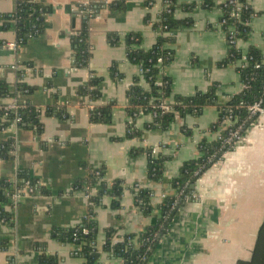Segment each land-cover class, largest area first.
<instances>
[{
    "label": "crops",
    "instance_id": "0c3cea01",
    "mask_svg": "<svg viewBox=\"0 0 264 264\" xmlns=\"http://www.w3.org/2000/svg\"><path fill=\"white\" fill-rule=\"evenodd\" d=\"M48 6L44 32L32 36L25 44L17 43L15 28L0 29V80L12 88L24 80L28 91L18 97L43 107L40 121L43 131L9 128L2 138L16 141L14 158L0 159V181L15 180L19 169H27L47 191L22 196L14 209L13 224L0 220V264L13 260L17 264H39L37 256L44 249L57 255L61 264H85L74 255L72 243L58 240L56 228L77 225L89 213L90 202L84 190H73L77 179L85 178L94 168H102L104 180L125 185L119 206L108 194L95 207L99 231L96 248L100 264H124L104 250L108 229L117 237L141 233L155 222L157 206L167 195L176 194L172 180L183 164L201 155V143L223 135L229 121L221 120L220 104L226 103L243 88L237 63L223 65L229 44L221 28L222 10L200 5L194 11L179 6L176 17L191 24L176 32L175 56L166 67L172 92L191 96L214 88L216 102L206 105L199 114L177 117L166 129H145L151 116L137 121L141 136L128 128L127 91L141 68L127 57L124 38L140 33L142 47L156 43L157 32L146 21L148 13L156 16L163 7L158 2L148 7L146 0H37ZM123 2V9L103 7L89 19L88 43L91 57L87 67L73 65V38L82 28L83 6L92 2ZM198 4L201 0H195ZM256 11L250 22L247 40L239 47L247 51L254 45L264 50V0H247ZM188 0H179V3ZM218 3V2H217ZM16 0H0V14L13 13ZM116 34L120 42L109 41ZM118 64V73L112 72ZM13 64L26 65L25 75ZM22 74V73H21ZM104 78L98 104L114 101L112 120L96 123L90 120L89 109L81 103L78 88L91 75ZM59 94L55 100L53 93ZM58 101L68 109V117L45 115L44 110ZM153 147L167 157L163 177L153 180L148 174L149 156ZM137 149H141L137 153ZM135 151V155H132ZM152 190L154 210L146 214L136 203V187ZM264 221V115L254 122L239 139L234 150L224 154L197 180L194 197L175 214L147 264H238L252 259L258 231ZM119 239V238H118Z\"/></svg>",
    "mask_w": 264,
    "mask_h": 264
},
{
    "label": "trees",
    "instance_id": "16d2710c",
    "mask_svg": "<svg viewBox=\"0 0 264 264\" xmlns=\"http://www.w3.org/2000/svg\"><path fill=\"white\" fill-rule=\"evenodd\" d=\"M146 0L147 6L151 7ZM168 8L162 7L156 15L158 20L150 13L146 16V21L151 24L157 32L156 43L150 49L142 47L140 33H130L124 38L128 59L140 65L141 72L134 79L127 91L128 114L131 117L128 128L141 136L143 130L138 127L137 121L143 116H151L150 121L144 123L145 129H166L177 117L187 114H199L202 109L209 104L216 102L214 88L208 92H197L191 96L174 94L172 92L171 78L165 75L166 67L173 61L176 42V32L183 26L191 24L189 19H179L176 17V9L181 6L185 11H194L199 5L202 8L211 9L219 6L222 10L220 24L222 30L229 40L230 27H234V42L229 44L228 55L222 62L223 65L236 62L238 71L243 83V88L234 94L226 103L220 104V121L231 116L232 124H229L227 131L214 140H204L201 143V155L194 160L188 161L181 167L179 174L172 180V185L176 194L167 195L157 206L158 213L154 223L145 228L141 233H130L122 237L115 236L113 229H108L104 250L115 257H119L124 264H147L151 254L156 249L161 238L170 228L172 220L178 209L193 198L195 184L200 176L214 163L222 159L224 154L234 150L239 139L249 129V127L260 118V114H252L249 107L257 101H262L264 106V50L254 45L249 46L247 51L239 47V41L247 40L250 35V22L256 15V11L247 0H201L198 4L195 0L179 3V0H168ZM218 2V3H217ZM16 10L13 13L0 14V29L15 28L17 32V43L25 44L30 37L42 34L46 28L48 6L37 0H16ZM103 7L110 9H123V2H92L83 6V9L90 8L86 14L82 28L73 38L74 52L73 65L77 68L87 67L91 52L88 43V23L89 19L99 13ZM109 41L119 43L120 38L116 34L108 35ZM246 58V62L242 61ZM159 58L162 59L161 64ZM115 76L121 77L118 73V64L112 67ZM22 76L23 72H19ZM104 78L91 75L84 85L78 88V95L84 105L87 101L95 104L89 109L90 120L96 123H109L112 120V109L115 104L111 101L107 105H99L102 96V82ZM28 85L24 80L12 88L6 81L0 80V98L16 97L28 91ZM55 100L59 99L57 92L53 93ZM171 99V109L164 112L159 105ZM26 107L21 114L23 121L20 128L33 129L38 133L43 131L40 116L42 110L37 106L25 101ZM45 115H53L61 118L68 117L66 105L56 101L53 105H48L44 110ZM14 113L0 117V159L11 160L14 158L16 141L13 137L2 138L9 128ZM238 129L239 137H231L230 132ZM137 153L141 149L136 150ZM149 156L148 174L153 180H160L164 173V164L167 157L156 152L153 147L146 149ZM132 151V155H135ZM97 172H99L97 174ZM105 173L102 168L90 170V174L85 178H79L74 184L73 190L89 188L90 210L81 221L68 228H56L53 231L54 237L63 242L72 243L75 246L74 255L82 257L85 264H100V257L97 255L96 240L99 226L96 219L95 207L102 203L104 196L112 194L116 200L114 203L119 206L120 199L124 193L125 185L122 180H114L109 184L104 180ZM29 182L32 187H37L39 193L47 191L39 185L38 181L32 177L27 169H19L15 180L3 179L0 181V220L4 224H13L14 203L12 196L16 190L23 189ZM136 203L146 213H151L154 207L151 203L152 190L139 188L134 189ZM119 238V239H118ZM6 242H0V249L5 247ZM39 264H61L57 255L49 254L44 249L37 256ZM8 264H17L10 260ZM238 264H264V221L258 231L252 259L241 260Z\"/></svg>",
    "mask_w": 264,
    "mask_h": 264
},
{
    "label": "built area",
    "instance_id": "2783aa9c",
    "mask_svg": "<svg viewBox=\"0 0 264 264\" xmlns=\"http://www.w3.org/2000/svg\"><path fill=\"white\" fill-rule=\"evenodd\" d=\"M163 3V7L168 8L169 6V1L168 0H153L150 2L151 7L155 6L156 3L161 2ZM91 11L90 8L88 9H83L82 12L85 14H88ZM154 20H158V18L156 16H154ZM230 34H229V40L227 42L233 43L234 42V27L231 26L230 27ZM18 43H10L9 46L12 49H15L17 47ZM242 61L246 62V58L244 57L242 59ZM162 59L159 58V63L161 64ZM13 69L19 70L21 73H23L26 70H29V67L26 65H19V64H13L12 65ZM96 103L92 102V101H87L86 104H84V106H86L88 109L93 108L95 106ZM171 104H172V100L168 99L166 100L165 103L159 105V107L162 108V110L164 112L169 111L171 109ZM26 107L25 101L21 100L18 96L16 97H6V98H0V117L1 116H8L10 113H14L15 114V118L13 119V122L10 125L11 127H15V128H20L19 125L20 123L23 121V117H22V110ZM37 108H39L40 110L43 111V107L41 106H37ZM250 111L252 114H260V116L264 115V106L262 104V101H257L254 104L250 105L249 107ZM153 114L151 115V118H153ZM227 121H229L230 125L232 124V120H231V116L228 117V119H226ZM231 137H239V132L238 129L235 131H231L230 132V138ZM99 172H97L98 174ZM37 187H32L31 184H29V182L26 184V186L23 189H19L16 190V192L13 194L12 196V201L14 203V207L13 210L17 207L20 199L22 198V196L26 195V194H34L36 193ZM87 190L84 191L85 195L87 197V199H89L90 196V190L87 187ZM136 189H139V187L137 186ZM194 197V196H193ZM192 199V198H191ZM191 199H188L187 201H190Z\"/></svg>",
    "mask_w": 264,
    "mask_h": 264
},
{
    "label": "water",
    "instance_id": "95a60500",
    "mask_svg": "<svg viewBox=\"0 0 264 264\" xmlns=\"http://www.w3.org/2000/svg\"><path fill=\"white\" fill-rule=\"evenodd\" d=\"M191 187L194 188L195 187V184H192ZM97 255H98V253H97Z\"/></svg>",
    "mask_w": 264,
    "mask_h": 264
}]
</instances>
